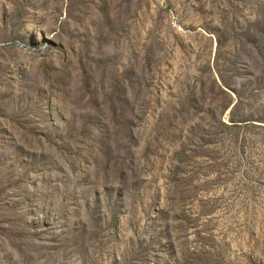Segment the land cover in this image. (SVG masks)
Here are the masks:
<instances>
[{
    "label": "rangeland",
    "instance_id": "1",
    "mask_svg": "<svg viewBox=\"0 0 264 264\" xmlns=\"http://www.w3.org/2000/svg\"><path fill=\"white\" fill-rule=\"evenodd\" d=\"M0 264H264V0H0Z\"/></svg>",
    "mask_w": 264,
    "mask_h": 264
}]
</instances>
